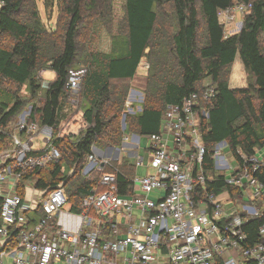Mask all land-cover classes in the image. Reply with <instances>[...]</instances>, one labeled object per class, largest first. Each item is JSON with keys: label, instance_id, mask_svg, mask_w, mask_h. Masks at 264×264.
Here are the masks:
<instances>
[{"label": "built area", "instance_id": "1", "mask_svg": "<svg viewBox=\"0 0 264 264\" xmlns=\"http://www.w3.org/2000/svg\"><path fill=\"white\" fill-rule=\"evenodd\" d=\"M5 4L0 0V11ZM251 8L238 2L219 12L227 36L240 31L238 16ZM87 71L70 70L66 92L74 107ZM218 93L211 80L167 105L161 129L147 136L154 171L136 176L127 194L115 173L104 172L78 206L64 181L40 188L37 174L30 175L61 159L54 126L31 120L32 106L0 123V264H264V225L252 246L244 230L248 219L264 214V183L255 177L264 147L250 157L238 149L240 159L227 141L207 147L202 127ZM111 161L93 152L85 172ZM220 176L238 193L210 190Z\"/></svg>", "mask_w": 264, "mask_h": 264}, {"label": "trees", "instance_id": "2", "mask_svg": "<svg viewBox=\"0 0 264 264\" xmlns=\"http://www.w3.org/2000/svg\"><path fill=\"white\" fill-rule=\"evenodd\" d=\"M234 1L125 0L127 33L116 40L110 52H92L87 66L75 67L85 16L90 12L103 16L111 0H60L58 21L62 26L58 33L48 31L36 0H5L0 11V82L26 85L27 97L0 88V123L8 124L32 106L30 119L54 126V144L61 152L59 161L30 174L36 173L39 178L35 185L54 188L64 181L71 202L78 206L91 189L99 186L101 175L106 172L117 175L121 193H130L133 182L113 161L103 170L93 169L79 177L88 156L99 144L104 148L120 147L128 133L141 136L157 133L167 105L180 103L193 91L200 90L207 77H211L219 92L208 104L210 118L202 127L207 147L212 149L218 142L227 141L239 159L238 149L250 157L263 148L264 0L238 1L251 3L252 8L244 17L240 31L227 36L219 12L232 7ZM45 4L47 10V0ZM168 5L174 14L170 34L164 28ZM4 35L14 40L12 47L3 46ZM237 56L248 74L246 87H231L225 72ZM145 57L150 66L142 109L130 115L126 111L130 84ZM82 67L88 69L80 95L84 102L85 131L78 136H57L74 107L66 92L70 70ZM43 70L56 74L48 88L43 86L46 81L40 75ZM118 82L128 85L119 86ZM66 108L71 109L66 112ZM125 113L126 128L123 129L121 119ZM206 163L207 168L214 169L210 155L206 156ZM71 169H75L73 176L68 172ZM95 173L98 176L91 177ZM255 177L264 183V165ZM225 188L238 193L227 187L223 176L216 185L209 186L217 193ZM262 225L264 214L245 222L247 246L261 240Z\"/></svg>", "mask_w": 264, "mask_h": 264}, {"label": "rangeland", "instance_id": "3", "mask_svg": "<svg viewBox=\"0 0 264 264\" xmlns=\"http://www.w3.org/2000/svg\"><path fill=\"white\" fill-rule=\"evenodd\" d=\"M60 0H47L48 7L47 10L45 8V0H36L37 7L40 11L42 20L44 24L46 25V28L48 31L52 33H58L60 30L61 22L59 24L58 18H59V7L58 3ZM240 0H235L234 5H236ZM165 13H166V21H164V28L165 32L168 34L172 33V27L174 26V14L172 10V6L168 5L165 7ZM238 20H244L242 17L238 16ZM243 26V24H242ZM59 29V30H58ZM58 30V31H57ZM127 33V26L125 21V0H111V5L107 9H105V14L103 16L100 15H94V13L90 12L85 16L84 24L82 25L80 35L78 38L79 41V54L77 58V62L75 64V67H81V66H87L89 64L88 57L92 52L95 53H108L111 51L113 44L116 42L117 39L123 37ZM201 33H203L201 31ZM2 44L5 47H12L14 44V40L8 36L4 35L2 36ZM263 44H264V35H263ZM149 63L147 57L143 59V63ZM225 72L229 76V83L231 87H246L248 86V74L245 70V67L240 59L239 56H237L235 62L228 68H226ZM147 73V69L143 66H140V68L137 71V76L142 77L145 76ZM43 80L51 81V79L54 77V72L51 70L47 71H41L40 73ZM211 81L210 79L207 80L208 83ZM146 84V80L144 81ZM117 85L119 86H126L128 83L125 82H118ZM131 85V84H130ZM131 87V86H130ZM143 87L141 88L144 92ZM0 88L9 90L11 93H19L22 97L26 96L27 87L26 85L19 87L15 84L7 83L6 81L0 82ZM131 90V89H130ZM82 92V88L80 91V95ZM131 93H129L128 101L126 104V111L128 114L133 115L135 112H139L142 109V102L143 100H140V98H137L136 100H133L129 103ZM143 96H145L143 94ZM27 103V102H26ZM140 106V107H138ZM129 107L131 109H129ZM84 108V102L82 98L79 99L78 105L71 108H66V112L68 109H71L68 113H70L69 120L63 121V123L60 126V130L58 132L61 135H70L75 134L78 136L82 132L85 131L86 124L84 122V119L82 118ZM78 111V112H77ZM77 113V114H76ZM123 119V117H122ZM121 119V124H122ZM130 140H127L129 142ZM142 145L144 144V139L141 141ZM100 146V147H99ZM122 146V145H121ZM102 145H98L97 148L104 151L102 149ZM125 147V146H124ZM127 148V145L126 147ZM121 156H128L129 149H121ZM136 152H139L138 150H133ZM132 158H134L132 156ZM99 159H105V160H112L114 164L118 165V161L113 159L112 156L110 157H102ZM86 167V166H85ZM86 168L82 171V174L79 175V177H82L86 174ZM70 176H73L75 173V169H71L68 171ZM85 172V174H83ZM97 175L96 173L93 174L91 177H94ZM98 176V175H97ZM90 177V176H89ZM96 177V176H95Z\"/></svg>", "mask_w": 264, "mask_h": 264}, {"label": "crops", "instance_id": "4", "mask_svg": "<svg viewBox=\"0 0 264 264\" xmlns=\"http://www.w3.org/2000/svg\"><path fill=\"white\" fill-rule=\"evenodd\" d=\"M144 59V58H143ZM143 59L141 60L138 69L140 68V66H143L144 68L147 69V73L145 76L139 77V76H135L133 78V80L131 81V90H130V98H129V103L132 102L133 100H136L137 98H140V100H144V92L142 91L141 88L138 87H143V85L146 86V84L144 83L145 80H147V74H148V69H149V63H143ZM138 71V70H137ZM56 77V74L54 72V77L51 79L53 80ZM210 79V77H207L204 80V83L207 82V80ZM145 90V87L143 88ZM145 95V94H144ZM140 107V106H138ZM129 109H131L129 107ZM162 122L163 119L161 121V126L160 129L162 127ZM148 135H138L136 133H128L125 136L124 141L122 142V146L120 147H115L112 149V151L110 152V155H108L109 153V147L111 146H107L105 148L104 151L102 150H96L94 151L95 156L98 158H102L104 157H110L112 156L113 159L118 161V166L120 168V171H122L125 175H127L131 181H133V179L136 176H142L145 175L147 173H151L154 171L152 166H148L150 165L148 162H150V156L148 153V144H149V140H148ZM138 137V138H137ZM142 139H144V144L142 145L141 141ZM127 140H130L129 142H127ZM127 145V148H125ZM125 146V147H124ZM121 149H129V153L128 156H121ZM133 150H138L139 152L133 151ZM118 151V153H117ZM132 156L134 158H132ZM142 159L144 161L143 165H137L138 160Z\"/></svg>", "mask_w": 264, "mask_h": 264}, {"label": "water", "instance_id": "5", "mask_svg": "<svg viewBox=\"0 0 264 264\" xmlns=\"http://www.w3.org/2000/svg\"><path fill=\"white\" fill-rule=\"evenodd\" d=\"M122 126H123V129L126 128V113L123 115ZM113 148H114L113 146L109 147V149H108L109 150L108 155H110V152L112 151ZM117 153H118V151H117Z\"/></svg>", "mask_w": 264, "mask_h": 264}]
</instances>
